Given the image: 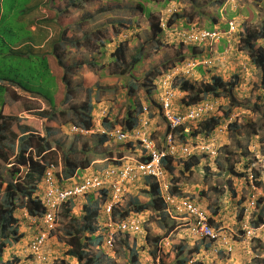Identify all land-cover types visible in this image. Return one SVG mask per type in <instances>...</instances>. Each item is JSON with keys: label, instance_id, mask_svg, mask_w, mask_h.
Masks as SVG:
<instances>
[{"label": "rangeland", "instance_id": "1", "mask_svg": "<svg viewBox=\"0 0 264 264\" xmlns=\"http://www.w3.org/2000/svg\"><path fill=\"white\" fill-rule=\"evenodd\" d=\"M29 1H35L38 4L37 19H40L43 12L41 9L42 4L39 3L41 0H0V14L2 11L0 35H2V31L4 37L10 42L31 39L35 43L45 35H48V43L45 48L50 49V54L53 55L57 37L55 39L52 38L53 35L47 25H38V28L41 26L43 28H41V32L37 36H34L27 29L24 21L16 20L19 15L17 12L18 8L22 9L21 15L25 17L24 14L27 12L26 5H28ZM53 1L46 2L45 0L44 5L46 4L54 10H49L51 17L45 21H40L41 24H55L56 26L60 22L61 25L73 26L81 17L91 20L82 26L81 31L80 27L74 28L70 32L73 37L82 39L86 33L93 31L98 24H106L113 20L117 22L113 32L116 27L119 31L124 27L131 29L130 25H133L134 28L129 33L124 34V36L129 35L127 37H132L133 34L130 33L133 30L136 31L134 37L129 38L130 40H127L128 38L123 39L127 44L128 57L120 66L113 63L109 58L108 52L104 48H99L97 43H93V50L80 46L78 49L68 47L67 50L61 51V57L67 64H71L73 61L91 60V58L100 60L97 61L98 64L94 68L91 65H85L82 69L77 68L66 73L71 85L74 87L67 103L63 102L65 93L63 86L59 84L54 94L56 110H63L67 109L71 104L83 102L86 99L87 88H90L88 96L91 99L89 100L95 106L92 113L94 125L104 118L102 113L106 109H109L110 118L112 117L113 120L116 119L117 121L121 120L127 113L130 96L133 109H136V100L140 104H144L145 91L141 83H143L142 81L147 73H150V75L160 73L165 67L179 59L181 52L191 50L185 46L173 44L172 41L164 42L167 41V32L162 33L161 44L159 46L155 44L149 29V19L144 15L148 14L151 9V15L158 17L162 25L166 27L169 18L175 14L169 15L170 12H168L166 4L177 0H76L75 7L71 8L73 10L69 13L63 10L67 0H57L55 3ZM262 1L179 0V5L175 3V7H178L179 15H183L180 19L181 21L185 23L194 22L197 25L196 27L209 28L215 25L223 28V19L231 16L239 18L243 21L242 25L250 28L261 26L264 23V3ZM13 4H15L16 9L12 6ZM32 4L29 3V5ZM139 4L142 7H146L144 13L138 10ZM104 7L107 10L113 7L114 11L109 14L106 12L99 13ZM66 15H70L71 18L67 19L68 16L66 17ZM91 15L94 18H91ZM214 19H216L215 22ZM239 27L241 28V25ZM90 35L94 37V34ZM105 35L102 36V39L103 37L110 38V41L105 43V47L112 51L114 45L120 39L114 37L110 32H106ZM59 38L62 40L61 35ZM53 39L54 42L52 43ZM28 43L25 41L24 44ZM231 43L232 50H227L230 53L223 60V54H219L218 51H225L229 43L226 39L221 38L219 40L218 46H215L217 47L215 49V52L217 51L215 55L217 59L213 67L207 70V75L210 76L216 71L224 79H228L233 73L241 75L239 85L233 91L234 101L223 105L224 109L228 107H230V110L236 109L240 116V121L236 122V130L226 139L228 145L218 152L215 160L213 158L202 160L190 175L183 177L184 174H182L178 179H181L182 185H186L190 193L198 199L200 205L212 214L218 226H223L227 233L231 235L233 240L232 252L227 254L216 251L214 246L205 247L203 239L184 234V227L182 226H178L171 233H167V228L173 222L160 218L163 224L152 216V210H148V214L143 212V219H145L143 228L146 233L149 234L151 239L160 237V240L170 234V238H168L170 242L168 245H163L162 243L161 245L164 248L161 254H157L154 241L151 240L150 243H146L142 241L141 235L136 236L134 248L138 252L137 264H155L159 258L161 263L176 264L178 259L186 255L191 256L192 253H196L197 258L195 257L191 262L188 261L187 264H264V92L258 85L259 70H253L251 64L245 59L246 56L236 51V39H231ZM1 45L4 46L3 43ZM137 48L140 51V60L133 67L131 55H137ZM25 52L29 53L32 58L38 53L30 45L26 47ZM204 53H206L204 49L195 48L193 54L196 57ZM5 54V59L0 64L1 73L10 74L13 71L9 69V66H12L15 67V75L11 76L13 79L26 84H32L36 81V76L31 71L29 63L21 68L20 59L17 56L12 57L7 51ZM50 54H48L50 70L57 81L58 76L56 78V75L60 76L63 70L57 67ZM35 62L33 59L32 65H35ZM5 67H8V70ZM157 77L158 75L155 76V78ZM56 81L54 82L56 83ZM2 82L3 80H0V89ZM79 83L80 88L77 85ZM82 83L85 85L84 88L81 86ZM130 84H133L135 88L131 89ZM8 87L10 89L9 93L5 95L3 112L18 117L17 120L13 121L12 129L18 133L20 127L24 125L32 133L46 137L52 145V151L48 152L45 157L51 161H56L58 167L63 163L64 154L76 160L84 161L89 159L91 162L94 159L109 157V152H115V143L110 145L101 144L98 141L99 136L96 131L83 135L72 132L70 129L72 123L69 115H60L59 113V116L53 119H48L45 115L44 117L39 115V111L42 109H45L48 113L50 112L48 103L42 97L25 93L18 86H16L17 88ZM2 101V93L0 92V105ZM150 111L154 112L151 108ZM232 115H235V113ZM154 119L158 121L157 124L163 129L164 123L159 121V116L155 112ZM153 129L155 128L151 124V130ZM161 131H152V137L159 141L162 138ZM12 160L13 156L11 154L7 161L0 159V169H3L4 166H10V161ZM202 171H204V174L201 175ZM250 171L253 172L255 177L252 181L246 180L243 178L244 176L239 177L237 174V172L247 173ZM85 174L86 171L80 169L77 171L76 177L79 180ZM142 187L141 184H138L132 190L130 196L135 198L139 195L145 201L148 195L144 193ZM138 189L141 190L137 191ZM252 201H254L255 206L250 207L245 215L244 209ZM74 207L77 210L79 208V206H73L68 209L63 208L59 213L57 227L49 233L43 245V251H41L44 254V258L40 259V261L35 259L30 248L33 227L30 226L27 220L22 219L23 212H20V217L18 216L20 219L19 227L24 236L15 245L8 246L6 257L9 254H15L18 257L16 264H78L73 257L65 253L67 246L64 243L66 232L72 227V221L69 218L71 215H78ZM260 215L262 220L256 228H253L255 231L254 236H244L242 234L244 224L251 226V222L257 223ZM91 242H94V238H92ZM132 242V238L118 240L113 249H107L101 243L103 251H94L101 256L102 263L132 264L130 250ZM179 247L183 248V254L177 251ZM147 251L149 252L147 253ZM153 252L157 255L156 261L154 258L152 259Z\"/></svg>", "mask_w": 264, "mask_h": 264}, {"label": "clouds", "instance_id": "2", "mask_svg": "<svg viewBox=\"0 0 264 264\" xmlns=\"http://www.w3.org/2000/svg\"><path fill=\"white\" fill-rule=\"evenodd\" d=\"M53 1V0H51ZM54 0L53 2L55 3ZM72 0H67L66 6L63 8L64 11L67 13L71 12L73 7L75 5L70 6L68 5V2ZM105 1V0H103ZM253 1V0H251ZM261 1V0H256ZM30 2V1H29ZM45 0H41L39 3L41 5L42 9V16H40V19H37V8L38 4L35 2L32 5H35V9L32 10L33 15L36 18V22H34V19H31L29 17V20H22L26 23L27 29L34 34V36H37L41 32L42 26L38 28V25H47L49 28L50 32L52 33V38L55 39L57 37V40L55 42V49H54V54L51 55V50L46 49V44L48 43V35H45L41 41H43L42 46H37L34 47L31 45V48L33 50L42 52L46 54V57L48 58V54L51 55L54 61H56V55L55 53L59 54V59L62 60L64 63H66L62 57H61V51L67 50L69 46V43L74 41L73 35L70 33L74 28L80 27V31L82 30V26L87 22L91 21L89 19H84L81 17V19L77 22L74 23V25H61L59 22L56 26L55 24L49 25V24H41L40 21H45L51 17L49 10L52 11L51 7L48 5H44ZM48 2V0H46ZM171 2V1H170ZM168 3L166 4V8H168L169 15L174 14V16L170 17L169 20L167 21L166 27L162 25V23L159 20V23L162 27V31L159 34V40L160 43H157V41H154L155 44L159 46L162 42V33L167 32V41L164 42H171L174 44L176 43L179 46H185L191 50L183 51L179 54V59H176L171 65L165 67L160 73H157L155 75H150L149 73V80L145 82V85L142 84L143 89H144V96H145V101L144 104H140L141 111L138 113H135L134 115L137 117L136 124L132 128H123L121 126V121L123 120L124 115L121 120H116L110 118L109 115V109L104 110V118L99 121V123L94 125V118L92 117V124L89 128L85 127H80L74 124L70 125V129L72 132L83 135V134H89L94 131H96L97 135L100 137L102 135H105L106 139L103 141L105 144H111L115 143V152H109V157H105L102 159H94L90 162L86 167H78L77 170L74 172V174L70 177H65L62 172V167L63 163L61 164L60 167H58L57 162L51 161L49 159H46V154L45 158L43 159L45 164L44 167V173L43 176L41 177V180L38 184L35 186V195L37 196L36 198L40 202V204L43 206L45 209L44 212L40 215H34L30 216L27 214L26 210L23 209L22 212V219L27 220V222L30 224L31 227H33L32 230V235L30 238V248L33 253V256L35 259L39 260L44 258V254L41 253L43 251V245L48 238V235L50 232L54 231L55 228L57 227L58 223V215L62 211L63 208L68 209L72 208L73 206H79L77 212L78 214L80 211H83V207H85L87 201L91 198L92 200L96 201L97 203V215L93 219V225L96 227L93 233H85L90 237L89 243V250L93 252L98 258L101 260V264H107V263H102V258L100 255L96 254L94 250H102L101 248V243L104 244V246L107 249H113L116 241L122 240L125 238H132V247H130L131 250V262L132 264H137V250L134 248L135 245V237L141 235L142 241L146 243H150L151 240L154 241V244L156 246V252L157 254H161L162 249L164 248L161 244L163 245H168L169 244V239L170 234H168V237H164L163 240H160V237H154L150 238L149 234L146 233V231L143 228V223L145 222V219H143V212L148 214V210L152 209H147L145 211H140V212H135L132 210H129L128 205L131 200L137 199L140 202H147L149 198H147L145 201H143V197H137L133 198L130 196L132 194V190L138 186V184H141L143 187L142 189L147 190L148 185L147 182L153 183L157 182L159 192L158 196L159 199L163 203V208L161 212L159 211H153V217L158 219L159 222L163 223L160 218L164 220H170L173 222L171 224L172 228H167L166 232L171 233L173 229H176L178 226H182L184 234H187L188 236L197 238V239H203V243L205 247L209 246H214L216 247V251H221L222 253H227L230 254L232 252V237L230 234L227 233V231L224 229L223 226L219 225L214 221V218L211 213H209L206 209H204L197 198L194 197L190 193V190L186 187V185H182L181 183H178L181 179H178L177 183L175 182V178H179L180 174L178 172V168L174 171L173 174H170V172L164 167L163 168V182L166 183V193L169 194L172 199L174 200V203L168 202L164 194L162 195L161 192V184L159 181L150 175H141L140 176V181L134 184H127L121 181L114 173H110V183L108 185L102 186V187H89L86 189L84 192H80L77 194H72L70 197H68L65 201L63 202H55L57 204L55 207L51 206V200L54 197L50 198L46 196V184H45V172L50 166H53V172L52 176L56 180V184L59 185L63 189H68V188H75L79 187L83 182L86 183L87 180H90L98 175H102L103 171L108 169L109 171L112 170L113 167L120 165L122 162L129 161L131 163H134L135 160L138 161H147L149 157L146 154V149L144 147V141L143 139L149 141L152 143V145L155 147L157 150H167L171 144H177V149L181 147V149L185 146L191 148V152L183 155V157H175L172 154H170L173 157L172 164L174 167L182 166L185 162L190 161L192 158L197 159L198 163L202 162V160H206L208 158H213L214 160L217 158V154L220 150L224 148V146L228 145V141L226 139L231 135L236 130V122L240 121V116L235 110H230V107L227 109L223 108V105L226 103H230L233 100H230L229 97H217L216 95L210 93L206 96H199V100H196L192 102V91L191 89H185L182 87L184 82H187L194 86L195 88L197 87H202L204 84L210 81L213 75H220L218 71L210 74L208 76V69L213 67L214 62L216 61V53L215 47L219 40L226 39L229 43V46L225 48V51L219 52V54H223V60L225 59L226 55L229 54L230 52L227 50H232V43L231 39H236V45L235 48H237L236 51L241 53V55L246 56V60H248V63L251 64L253 67V70L257 68L251 63L250 58L248 57L247 53L241 49V41L239 40V32H244L245 29H261L264 27V23L261 26H255V27H247L245 25H242V20H240L237 17H227L223 19V28L220 26L217 27L215 25H212L209 28H204V27H196L197 25L192 22V23H185L184 21H181V17L183 15H180V17H177L176 12L178 11V7H175V3L179 5V0L173 3ZM264 3V0L262 1ZM29 5V4H28ZM28 5H26V10L28 9ZM15 8V4L12 5ZM16 9V8H15ZM146 7L143 8L142 13L145 12ZM20 10V11H19ZM139 10V9H138ZM103 11L106 13H110V10H107L106 7H104ZM18 13L21 12L22 14V9L18 8L17 10ZM27 13V12H26ZM102 13V12H99ZM179 13V11H178ZM151 9L148 14H144L145 16L148 17V24H149V29L151 32V37H152V28H151V22L154 21V16L151 15ZM26 15V14H24ZM93 15V13H92ZM91 15V18H94ZM168 15V16H169ZM68 16L67 19H70V15ZM18 17V16H17ZM16 17V20H17ZM65 17V16H64ZM174 20L172 25L168 26V22L170 20ZM21 20V19H20ZM116 20L109 21L108 23H102L101 25L98 24L96 27H94L93 31L86 33L85 35L89 36L91 39L92 43H97L98 41V33H96V30H101L99 33H102V36H106L105 33H111L114 35V37H118L120 40L117 41V43L114 45V49L116 46H118L120 43L126 44L123 39L130 40L129 38H133L134 34L136 33L135 30H133L132 37H127L124 36V34H127L130 32L131 29L134 28L133 25H130L131 29L128 28H123L121 31L118 30L116 27V30L113 32V28L116 26L117 22ZM216 19H214V22ZM122 22V21H120ZM123 23V22H122ZM81 25V26H80ZM241 25V28L239 27ZM31 27V28H30ZM113 27V28H112ZM128 27V26H127ZM58 28V29H57ZM57 29V30H56ZM69 32H67L68 30ZM48 30V31H49ZM67 30V31H66ZM112 31V32H111ZM201 32H209V33H216V37L214 38H204V39H197L195 38L196 35H199ZM68 34V35H67ZM90 34H94V37L91 36ZM62 36V40H60L59 36ZM93 37V38H92ZM77 38V37H76ZM54 39L52 43L54 42ZM79 39V38H78ZM153 39V38H152ZM123 40V41H121ZM154 40V39H153ZM164 40V39H163ZM26 41V40H25ZM40 41V40H39ZM38 41V42H39ZM102 41L107 42L110 41V38L103 37ZM261 43L264 45V37L259 39L257 41V44ZM80 46H84V41H80L79 46L73 49H78ZM218 46V45H217ZM4 47V46H3ZM21 47V45L19 46ZM17 44H11L10 49H20ZM84 48H86L84 46ZM195 48H201L206 51V53L202 55H197L194 57V49ZM113 49V50H114ZM91 50V49H90ZM127 51V47H126ZM8 52L11 53L9 50ZM192 53V54H191ZM189 61H195L197 64L191 68L185 70L187 67L185 66ZM204 61H207L204 63ZM48 62L50 65V59L48 58ZM57 62V61H56ZM79 62V61H78ZM67 64V63H66ZM138 62L134 65L136 66ZM175 68H179L180 70L176 72L172 78L169 80L167 90L169 91L168 94L164 93V89L160 85V80L162 78H165L168 74L172 73ZM182 68V69H181ZM203 68V70H202ZM255 70V71H256ZM63 73V71H62ZM68 73V72H67ZM13 75V73H10V76ZM158 75L157 78L155 76ZM222 77V76H221ZM240 80H241V75H239ZM152 80L150 81V79ZM3 84H5V87L7 89V92L4 94L2 93V99L4 98V106H5V95L9 93V87H14L17 88L16 85H12L11 82L9 83L8 81H3ZM57 83L60 84V77L57 79ZM239 83L237 84V86ZM259 88L262 89L264 92V87L260 85V73H259V82H258ZM235 86L232 91L237 87ZM25 93V90L21 89ZM17 92V91H15ZM34 96H40L39 94L35 93H29ZM55 94V93H54ZM234 95V93H233ZM44 99V97H42ZM44 101L47 103V101L44 99ZM49 105V104H48ZM207 106L208 109L202 110L201 107ZM3 106V108H4ZM2 108V112H3ZM95 108V106H94ZM150 108L153 109V111L159 116V121H163L164 127L158 125V121L154 119V112L150 111ZM50 109V107H49ZM197 111L199 113V116L195 120H182L180 124H178L176 127L171 128L169 121L167 120L166 113L169 112L170 114L174 115H180V116H185L188 115L190 112ZM45 109L40 110L39 115L44 117L45 115ZM94 111V109H93ZM92 111V113H93ZM136 109H133V112H136ZM47 112V111H46ZM4 113V112H3ZM235 113V115H232ZM5 114V113H4ZM93 115V114H92ZM151 115V116H150ZM46 118H48L46 116ZM109 121L113 120L114 125L113 126H107L105 124L104 119ZM49 119V118H48ZM213 119V120H212ZM144 120H146V123H144ZM98 121V120H97ZM214 121L213 124L210 126V130H200V126L203 125L205 122H211ZM151 124L155 129L151 130ZM232 125V126H231ZM155 130H162V138L156 140L155 138L152 137V131ZM197 131V132H196ZM193 132H196L193 134ZM27 133H32L30 130ZM184 133L186 135L185 140H183L180 135ZM168 135H171V141L168 142ZM43 137V136H40ZM101 143V144H103ZM182 152L183 150H179ZM183 153V152H182ZM168 153H166L167 155ZM178 154V153H177ZM165 155V156H166ZM164 157V156H163ZM162 157V158H163ZM161 158V159H162ZM76 160V159H75ZM87 160V159H85ZM197 164L193 167V170L197 167ZM85 170L86 174L81 178L77 179L76 173L78 170ZM193 172V171H192ZM192 172L184 173L183 177L187 176L188 174L190 175ZM244 174L243 178L246 180L252 181L255 177L252 171L250 172H237ZM204 174V171L201 172V175ZM240 177V176H239ZM117 184V187H119V191L116 192V187L113 186L115 183ZM179 185L180 189L177 191V186ZM141 190V189H140ZM139 189L137 191H140ZM143 190V191H144ZM175 191V192H174ZM179 193V194H177ZM115 194H119L118 200L116 202H113L115 199ZM180 198H186L188 201H192L193 204L197 207L198 210L203 212L206 217H207V223L213 228V230L218 234V237L215 238H210L204 234H194L191 232V229L195 225V220L194 216L188 212V208L182 207L180 211L176 210L174 207V204L176 203V199ZM112 203V208L109 210V212L106 211V207L108 204ZM255 206L254 201L252 203H248L244 209V214L246 215L250 207ZM243 211V207H242ZM52 215V220L51 222L47 221V214ZM76 216V215H74ZM260 219V217H259ZM262 220V217H261ZM261 220L257 222V225L255 223L251 222V226L245 225L242 229V234L244 236H254L255 231L253 228H256ZM164 224V223H163ZM175 224V226L173 225ZM165 227V226H164ZM252 229L253 233L252 234H247L246 229ZM165 232V233H166ZM43 235V241L38 249V251H35L32 247L33 242L35 239L39 236ZM145 235V236H144ZM92 238H94V242L92 243ZM149 238V241H148ZM125 241V240H124ZM156 241V242H155ZM65 243V241H64ZM66 245V244H65ZM179 247L177 250L178 252L181 251V254H183V248ZM103 251V250H102ZM149 251H147L148 253ZM134 257V261L132 260ZM188 261H192L196 256V253H192V255H186L184 256ZM156 261L157 255L153 252L152 259ZM75 259V258H74ZM160 259V258H159ZM158 261L155 264H162L160 261ZM76 260V259H75ZM116 263V262H111L109 264ZM117 264V263H116ZM144 264H149V263H144ZM187 264V263H186Z\"/></svg>", "mask_w": 264, "mask_h": 264}, {"label": "trees", "instance_id": "3", "mask_svg": "<svg viewBox=\"0 0 264 264\" xmlns=\"http://www.w3.org/2000/svg\"><path fill=\"white\" fill-rule=\"evenodd\" d=\"M50 0H48L49 2ZM77 1L72 0L68 2V5L73 6ZM139 10H143L144 7L141 4L137 7ZM102 13L105 12L100 10ZM110 11H114V8H110ZM177 17H180L178 11L176 12ZM173 19L168 22V26L172 25ZM121 24H123L121 22ZM113 28V27H112ZM152 28V38L160 43L159 34L162 31V27L159 23V18L154 17V21L151 22ZM101 30H96L98 33L97 44L99 48H104L108 54L109 58L117 66H120L121 63H124L128 57L126 51V45L120 43L115 47L114 50L110 51L109 48L105 47L104 41H102ZM2 35L0 36V64L5 59V52H8L12 57L17 56L20 59L21 68L26 66L27 63L30 64V69L33 74L36 76V81L32 84L21 83L18 80L13 79L15 75V67L9 66V69L12 70L13 75L4 74L0 72V80L11 82L12 85H16L21 89L29 93L39 94L47 101L50 107V112H45V116L49 119H53L60 113V115H69L71 123L80 127L89 128L92 122V111L94 109L93 102L88 96L90 88H87L86 99L83 102L78 104H71L67 109L56 110L55 97L54 93L56 92L59 84L57 83L55 76L51 73V66L47 60L46 54L37 51L35 57L25 52L27 45L22 44L18 41L10 42L7 38L4 37V33L1 31ZM239 37L241 41V49L244 50L248 57L250 58L251 63L259 70L260 73V85L264 87V45L261 43L257 44V41L264 37V27L261 29H245L244 32H239ZM25 42V40H20ZM80 41H84L85 49L93 50V43L89 36L84 35L82 39L74 37V41L69 43L70 47L76 48L79 46ZM3 43L4 47L1 45ZM11 44H17L18 47L21 44L20 49H10ZM31 46V45H30ZM5 49V51H4ZM137 55H131L132 66L139 62V48L136 49ZM56 55V65L63 73L60 77V85L63 86L65 93L63 97V102L69 101V96L72 94V89L74 88L71 85L70 79L67 77L66 73L71 72L74 69H82L85 65H91L92 68L96 66L100 61L96 58H91V60H82L80 62L73 61L71 64H66L59 59V54ZM35 60V65H32V60ZM130 67V66H129ZM128 67V68H129ZM6 68V67H5ZM8 70V67L6 68ZM124 70V69H123ZM126 70V68H125ZM239 73H233L229 76L228 79H224L221 75H213L209 82L204 84L202 87L195 88L191 84L184 82L182 87L185 89H191L192 91V102L199 100V96H206L210 93L216 95L217 97H229L230 100L234 101L233 88L237 86L240 82ZM149 73L143 79V85L145 81L149 80ZM58 79V78H57ZM152 78L150 79V81ZM56 81V83L54 82ZM80 88V83L77 84ZM58 86V87H57ZM81 86L84 88V84ZM131 89H134L133 84L129 85ZM77 87V86H76ZM95 88V87H93ZM92 88V93H93ZM1 93H6L7 89L5 84L2 83ZM91 94V93H90ZM93 95V94H92ZM131 96L129 98V105L127 113L121 121V126L123 128H132L136 124L137 117L134 115L141 111L140 102L136 100V112H133L131 105ZM4 106V98L2 104L0 105V159L7 161L9 160L10 154L13 156V160L10 161V166H4L3 169H0V264H16L18 262V257L15 254H9L7 257V248L8 246L15 245L23 236L24 233L20 230V212L25 209L27 214L30 216L40 215L44 212L43 206L40 204L37 196L35 195V186L41 180V177L44 173V156L46 153L52 151V145L46 137H40L34 133H27L29 131L27 126L22 125L19 129V132H15L12 129L13 121L17 120L16 115L4 114L2 108ZM213 120V119H212ZM104 123L107 126H113V120L109 121L104 119ZM214 121L205 122L200 126V130H210V126ZM232 126V125H231ZM197 132V131H196ZM196 132H193L195 134ZM49 133V132H48ZM180 137L185 140L186 135L182 133ZM106 139L105 135L99 137L98 141L103 143ZM17 141V142H15ZM173 157L168 153L161 159L162 167L166 168L170 174H173L177 169L179 174L182 175L186 172L190 173L193 171V167L198 163L197 159H191L190 161L185 162L182 166L174 167L172 164ZM89 164V160H75L67 154L63 155V167L62 172L65 177H70L74 174L78 167H86ZM244 174L239 173V176L242 177ZM177 183L178 178L174 179ZM181 183V180L178 182ZM148 189L144 190L149 198L147 202H140L137 199L131 200L128 205V209L140 212L147 209H152L153 211L161 212L163 208V203L159 199L158 192L159 188L157 182L148 183ZM180 187L177 186V191ZM175 192V191H174ZM179 194V193H177ZM97 215V203L91 198L87 201L83 211L76 216L71 215L69 218L72 221V227L66 232L65 244L67 250L65 253L68 256H71L76 259L78 264H101L100 258H98L93 252L89 250V239L90 237L85 233H93L96 227L93 225V219ZM19 216V217H18ZM261 220V215L260 219ZM175 226V224H173ZM257 225V223H255ZM169 228H172L170 226ZM149 241V238H148ZM156 242V241H155ZM182 249V248H181ZM181 254V251H179ZM134 255L132 260L134 261ZM63 262L62 260H60ZM187 259L182 257L177 260L176 264H186ZM116 264V263H112ZM135 264V262H134ZM164 264V263H162ZM199 264V263H198Z\"/></svg>", "mask_w": 264, "mask_h": 264}, {"label": "built area", "instance_id": "4", "mask_svg": "<svg viewBox=\"0 0 264 264\" xmlns=\"http://www.w3.org/2000/svg\"><path fill=\"white\" fill-rule=\"evenodd\" d=\"M214 38L216 37V33H209V32H201L199 35H196L195 38L201 40L204 38ZM207 61H204L206 63ZM197 62L195 61H189L185 66L187 67L185 70L188 71V69L193 68ZM182 69V68H181ZM180 69L175 68L172 73L168 74L165 78H162L160 80V85L164 89V93L168 94L169 91L167 90V86L169 83V80L172 78V76L178 72ZM202 110L208 109L207 106L201 107ZM167 120L169 121L170 127L174 128L178 124L181 123L182 120H195L199 113L195 110L193 112H190L188 115L180 116V115H174L170 114L169 112L166 113ZM144 123H146V120H144ZM172 136L168 135L167 139L168 142L171 141ZM144 141V147L146 149V154L149 157V159L145 162L135 160L134 163H131L129 161L122 162L120 165L115 166L112 168L111 171L108 169L104 170L102 175H98L90 180H87L86 183L83 182L79 187L75 188H68L63 189L59 185L56 184V180L52 176L53 172V166H50L47 171L45 172V184H46V196L47 197H54V200H51V206L55 207L57 204L55 202H63L65 201L70 195L77 194L80 192L86 191L89 187H102L105 185H108L110 183V173H114L121 181L127 184H134L140 181V176L142 175H150L155 177L159 183L161 184L163 180V168L161 167V158L166 155V153H170L175 157H183V155H186L191 152L190 147H181L179 150H183L180 152L177 149V144H171L169 143L170 147L167 150H157L155 147L150 143L149 141L143 139ZM178 153V154H177ZM117 182L113 184L114 187H116V192H118L120 189L117 187ZM161 192L162 195L164 194L165 199L170 202L174 203V200L172 197L166 193V183L161 184ZM119 194H115V199L113 202H116L118 200ZM176 203L174 204V207L176 210L180 211L182 207H187L188 212H190L194 216L195 225L191 229V232L194 234H204L210 238L218 237V234L213 230V228L207 223V217L206 215L197 209V207L193 204V202L188 201L186 198H180L176 199ZM112 208V203L108 204L106 207V211L109 212V210ZM47 218L49 222L52 220V215L49 213L47 214ZM247 234H252V229H246ZM43 235L37 237L35 241L33 242V249L35 251H38L42 241H43Z\"/></svg>", "mask_w": 264, "mask_h": 264}, {"label": "crops", "instance_id": "5", "mask_svg": "<svg viewBox=\"0 0 264 264\" xmlns=\"http://www.w3.org/2000/svg\"><path fill=\"white\" fill-rule=\"evenodd\" d=\"M35 1H30L29 3H34ZM28 3V4H29ZM35 4H36V2H35ZM35 9V5H28V9H27V13H26V15H25V17H22V15H21V12L19 13V15H18V17H17V20H29V17L31 18V19H33V18H35V16L33 15V13H32V10H34ZM20 11V10H19ZM1 15H2V11H1V14H0V22H1V20H2V17H1ZM34 22H36V18L34 19ZM31 28V27H30ZM31 33H32V31H31ZM2 34V33H1ZM33 34V33H32ZM1 36V35H0ZM27 42H29L28 44H26L27 46L28 45H33L34 47H36V45L37 46H42L43 45V41H39V42H33L31 39H29V40H26ZM13 42H15V41H13ZM18 42H20V43H22V44H24L25 42H21V41H18ZM21 45V44H20ZM19 45V46H20Z\"/></svg>", "mask_w": 264, "mask_h": 264}]
</instances>
